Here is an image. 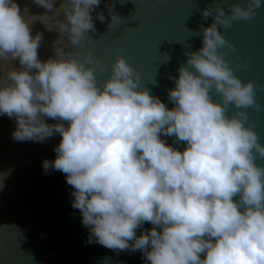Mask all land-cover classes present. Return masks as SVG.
<instances>
[{"label":"clouds","instance_id":"obj_1","mask_svg":"<svg viewBox=\"0 0 264 264\" xmlns=\"http://www.w3.org/2000/svg\"><path fill=\"white\" fill-rule=\"evenodd\" d=\"M32 3L45 11L0 0V115L13 119L16 141L59 133L42 167L62 171L72 186L85 242L140 251L143 264H264V142L247 111L264 110L256 98L264 83L235 74L225 51L236 46L220 30L251 23L264 0L205 4L211 23L193 31L201 46L185 47L178 74H169L171 107L140 86L124 55L108 64L82 50L97 30L93 12L105 20L101 0ZM106 7L109 25L121 19L114 3ZM36 21L58 33L44 59ZM235 63L246 68L248 58ZM10 171H0V188Z\"/></svg>","mask_w":264,"mask_h":264},{"label":"water","instance_id":"obj_2","mask_svg":"<svg viewBox=\"0 0 264 264\" xmlns=\"http://www.w3.org/2000/svg\"><path fill=\"white\" fill-rule=\"evenodd\" d=\"M207 2L210 0H101L96 11L103 12L105 20L96 19L93 12L97 30L90 33L93 39L86 40L82 50L90 48L93 55L108 64L117 52L124 55L139 71L140 86L147 85L171 107L167 88L174 81L169 79V74H178L179 63L185 60V47L201 46V37L193 31L201 24L211 23V17L204 19L201 15ZM18 3L22 8L28 5L32 13L45 11L32 0H18ZM107 3H114L121 18L111 25ZM220 30L236 46L235 51H225L226 58L233 62L235 74L241 80L264 83V10L251 23L237 20ZM32 31L43 33L38 50L40 58L53 55L51 45L58 33L47 30L40 21L33 24ZM238 56L248 58L246 68L236 66ZM14 63L19 67L18 62ZM109 72L110 68H106L98 79L102 80ZM211 94L219 98L214 90ZM256 98L264 104V89L257 90ZM247 111L264 142V110L249 108ZM13 127L12 118L0 115V171L11 169L5 186L0 188V264H117L118 261L143 264L140 251L117 253L99 243L85 242L87 229L81 223L79 210L71 205L72 186L62 171L46 172L42 167L44 158L54 157L59 133L44 142L16 141L11 136ZM165 139L173 143L172 137ZM151 226L145 222L143 227Z\"/></svg>","mask_w":264,"mask_h":264}]
</instances>
